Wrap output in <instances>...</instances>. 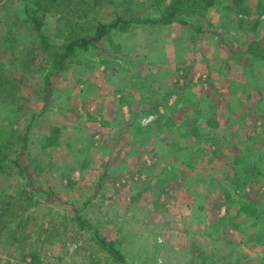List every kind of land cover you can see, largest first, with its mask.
<instances>
[{
  "label": "rangeland",
  "instance_id": "obj_1",
  "mask_svg": "<svg viewBox=\"0 0 264 264\" xmlns=\"http://www.w3.org/2000/svg\"><path fill=\"white\" fill-rule=\"evenodd\" d=\"M29 1L0 0V77L16 90H0V264H117L75 215L128 264H264V59L247 54L264 49V0L110 34L55 71ZM158 1L104 0L82 21L55 1L42 30L92 36L126 9L158 17Z\"/></svg>",
  "mask_w": 264,
  "mask_h": 264
},
{
  "label": "trees",
  "instance_id": "obj_2",
  "mask_svg": "<svg viewBox=\"0 0 264 264\" xmlns=\"http://www.w3.org/2000/svg\"><path fill=\"white\" fill-rule=\"evenodd\" d=\"M62 5V7L67 8L73 4L76 7H84L80 12H77L75 17L79 20H84L87 18V14L95 13L96 9L101 8L104 3V0H32L29 1L25 7V16L29 20L30 27L33 31L36 32L39 46L48 54L50 57V64L53 67V70H63L67 69L71 63L76 62L74 59L77 49L80 45L85 47L90 46L93 43H98L107 37L110 34H124L133 32V30L139 25H146L152 23L158 26H169L174 23L181 25H188L189 19L194 17V15H203L204 12L213 7L216 4V0H171L167 4L164 2H157L156 6H162L160 15L156 18L146 17L140 18L138 16H132L129 14V9H126L124 15L117 16L113 18L109 23H104L100 20H97V26H90L88 29L90 32L95 31L96 34L92 36H87L85 33H80L78 36L72 30L69 31V35L62 40H53L47 36L43 30V13L44 11L55 2ZM82 12V13H81ZM64 25L70 27L72 20L63 16ZM80 27H85V23H76ZM60 36V35H59ZM247 54H249L253 63L258 62L259 60L264 59V49L261 48L255 41L250 42L247 47ZM3 70V69H2ZM50 75L45 77V80H49ZM0 90L9 91V94L13 96L16 95L15 85L11 83L6 75L0 77ZM14 98V97H13ZM7 158V154L4 153L2 147H0V161H3ZM27 196L23 199L27 203H31V196ZM12 203V202H11ZM1 204V203H0ZM21 205V202H18ZM6 207V208H4ZM8 202L0 207V230L5 225V218H2L3 214L1 210L9 212L10 208ZM3 208V209H2ZM73 220L77 224V228L81 231L92 232L93 237L91 240L99 246L100 249L108 253L112 257L113 261L117 264H128L125 260L124 255L117 249V242L108 241L103 237L98 229H95L91 223L81 219L78 215L73 217ZM33 258L34 264L41 263L40 258H37L35 255L31 256Z\"/></svg>",
  "mask_w": 264,
  "mask_h": 264
},
{
  "label": "crops",
  "instance_id": "obj_3",
  "mask_svg": "<svg viewBox=\"0 0 264 264\" xmlns=\"http://www.w3.org/2000/svg\"><path fill=\"white\" fill-rule=\"evenodd\" d=\"M244 191H250V192H251V190H250V186L248 185V186L245 188ZM263 192H264V186H263V188H261V190L258 191V193H259V194H263ZM247 196H248V195H247ZM248 197H249V196H248ZM259 212H264V208L259 209ZM260 219H261V218H260ZM201 223H202V222H201ZM201 223H200V225L203 226L202 224H204V223H202V224H201Z\"/></svg>",
  "mask_w": 264,
  "mask_h": 264
},
{
  "label": "built area",
  "instance_id": "obj_4",
  "mask_svg": "<svg viewBox=\"0 0 264 264\" xmlns=\"http://www.w3.org/2000/svg\"><path fill=\"white\" fill-rule=\"evenodd\" d=\"M30 262H31V261H30V260H28V262H26V264H30Z\"/></svg>",
  "mask_w": 264,
  "mask_h": 264
}]
</instances>
